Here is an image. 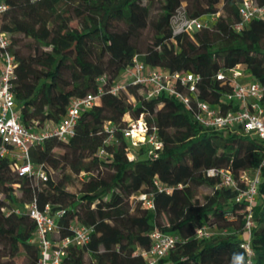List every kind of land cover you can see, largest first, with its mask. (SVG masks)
Listing matches in <instances>:
<instances>
[{
    "label": "trees",
    "instance_id": "16d2710c",
    "mask_svg": "<svg viewBox=\"0 0 264 264\" xmlns=\"http://www.w3.org/2000/svg\"><path fill=\"white\" fill-rule=\"evenodd\" d=\"M240 2L0 0L7 6L1 28L16 62L12 91L24 126L39 131L61 124L72 101L97 94L98 79L106 76L99 103L82 111L68 142L50 139L31 150L33 163L45 165L46 182L20 176L0 157V264H18L19 257L23 264H37L40 252L31 242L36 223L24 211L15 212L33 201L40 209L49 205L52 213L62 212L54 239L71 237L75 224L93 229L90 242L69 246L61 264H147L141 252L150 250L155 230L180 237L157 264H248L241 244L249 210L236 202L238 190L219 187L220 178L208 175L211 169L229 170L241 190L260 169L251 247L252 264H264V141L238 128L213 132L195 118L196 100L222 113L237 109L225 102L231 86L217 79L220 71L240 66L247 76L243 82L264 86V20L254 18L235 30ZM220 5L223 14L212 27L174 35L172 19L181 7L187 17L201 20L220 13ZM135 58L148 69L199 75L193 107L166 94L146 98L140 85L113 95L110 87ZM127 116H143L163 148L141 146L130 159L122 134ZM110 128L115 140L107 144ZM60 168L86 177L78 194L52 177L50 169ZM202 186L212 194L201 201ZM141 195L153 208L139 200ZM203 227L210 237L196 236Z\"/></svg>",
    "mask_w": 264,
    "mask_h": 264
},
{
    "label": "built area",
    "instance_id": "2783aa9c",
    "mask_svg": "<svg viewBox=\"0 0 264 264\" xmlns=\"http://www.w3.org/2000/svg\"><path fill=\"white\" fill-rule=\"evenodd\" d=\"M6 10L7 6L0 4V16ZM239 12L241 20L235 25L237 31H241L254 18L264 20V5L259 6L253 0H241ZM206 27L200 19L187 17L185 11L182 17H179L177 13L172 19L174 35L194 33ZM0 48L2 49L0 56V157L9 159L12 163V169L20 176L28 177L34 182H46L49 176L45 165L33 163L31 150L43 147L46 141L50 139L68 142L74 135V127L82 111L99 103L101 94L105 91L103 84L106 82V76L98 79L100 87L97 94H89L84 98H77L72 101L61 124L38 131L24 126L21 122V111L12 91L13 82L16 79V62L10 51L8 34L1 28V19ZM216 77L231 86V92L225 96V102H232L237 105V109L222 113L209 103L196 100V120L203 127L213 132L238 128L244 134L257 136L264 141V86L254 80L243 82L247 76L240 66H236L229 72L220 71ZM198 80L199 75L197 74H169L163 70L148 69L135 58L133 65L123 73L120 82L114 83L109 91L113 95H118L122 91H126L130 84L140 85L146 98L166 94L175 97L188 108H192L193 99L197 97L198 93ZM126 119L127 126L122 130V134L129 143L130 159L134 157L130 144L135 149L141 146H150L155 152L163 148V142L160 140L156 128L150 131L143 116L138 120H133L129 116ZM107 125L110 126V123ZM108 132L110 136L106 141L107 144L115 140L114 129L110 128ZM104 153L105 150H102L101 154ZM156 154L155 156H157ZM263 166L264 158L261 167ZM208 175L220 178L219 187L238 190L239 194L236 197V202L244 203L249 210L245 220L241 247L248 255V264H252L254 255L251 247L252 230L254 228L252 207L257 202L260 169L253 178L248 180L245 190L240 189L238 181L227 169H211L208 171ZM165 190L169 192L168 189ZM0 198H2L1 194ZM139 200L145 202L148 208H153V202L148 199L147 195H141ZM4 210L6 211V209ZM21 211L29 214L36 223V232L31 242L37 245L40 252L37 264H61L69 246L83 247L91 240L93 229L80 224L71 227V237L54 239L59 229L57 218L62 215V212L52 213L49 205L40 209L36 201H33L26 204L24 210H15L17 214H20ZM196 236L198 238H208L211 236V230L208 227H203L196 231ZM151 237L152 246L150 250L141 252L146 258L147 264H157L180 241L178 235L163 233L159 230H155Z\"/></svg>",
    "mask_w": 264,
    "mask_h": 264
},
{
    "label": "rangeland",
    "instance_id": "374dc122",
    "mask_svg": "<svg viewBox=\"0 0 264 264\" xmlns=\"http://www.w3.org/2000/svg\"><path fill=\"white\" fill-rule=\"evenodd\" d=\"M153 7H155V4L153 5ZM220 9V13L214 14V15H208L204 18L201 19V22L207 26V27H212L219 19V16L221 14H223L222 11V5L219 6ZM152 14H154V11L152 12ZM184 14V6L181 7L178 11V15L179 17H182V15ZM141 94H143V91H141ZM130 100L135 103V99L134 98H130ZM130 149L132 151V153H134V151L136 150L135 148L132 147V145L130 144ZM56 154H62L64 151L62 149H55ZM146 157H148L146 155ZM50 172L52 174V177L55 180H63L65 187L68 191L73 192L78 194L81 188V184L83 182V180L86 178L84 176H73L67 169H58V170H54V169H50ZM66 176H68V178H66ZM38 184V183H36ZM16 194L18 197L21 196V192L19 190L16 191ZM212 194V189L209 187H205L202 186L198 189L197 192V198H199L201 201L203 200L204 196L206 195H210ZM212 233H214V230H212ZM216 233V232H215ZM16 262L18 264H23L24 259L23 257H19Z\"/></svg>",
    "mask_w": 264,
    "mask_h": 264
}]
</instances>
